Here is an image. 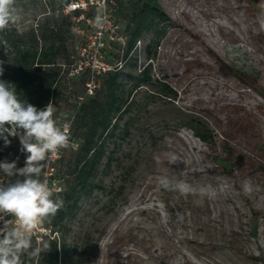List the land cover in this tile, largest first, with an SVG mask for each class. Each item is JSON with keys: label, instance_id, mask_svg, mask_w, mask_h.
<instances>
[{"label": "rangeland", "instance_id": "1", "mask_svg": "<svg viewBox=\"0 0 264 264\" xmlns=\"http://www.w3.org/2000/svg\"><path fill=\"white\" fill-rule=\"evenodd\" d=\"M96 1L16 0L19 19L0 32L7 77L16 70L13 47L57 48L54 119L70 130L54 175L70 200L55 196L63 220L56 228L44 225L64 240L60 257L68 264H264V44L252 46L248 31L257 30L247 15L248 7L264 12V6L255 0H157L166 21L143 32L128 51L132 6L148 0ZM76 5L83 7L72 10ZM184 16L194 18L208 43L222 51L230 76L254 83L251 92H224L198 60L196 41L174 24ZM96 60L119 73L126 111L105 138L90 184L81 187L73 175L86 129L79 111L103 95L108 83L109 72L99 74L88 95L84 66ZM80 65L84 69L77 73ZM144 72L151 83L137 88ZM164 83L176 97L163 90ZM198 128L211 133L208 145L196 136ZM20 145L19 137H11L2 161L14 162ZM161 177L173 186L162 187ZM181 183L188 191L175 187ZM22 260L33 264L27 256Z\"/></svg>", "mask_w": 264, "mask_h": 264}, {"label": "trees", "instance_id": "2", "mask_svg": "<svg viewBox=\"0 0 264 264\" xmlns=\"http://www.w3.org/2000/svg\"><path fill=\"white\" fill-rule=\"evenodd\" d=\"M259 2L261 6H264V0H255ZM134 15L133 23L134 29L131 33V39L128 42V51L133 48L136 41L140 38L143 32L149 31L152 28H159V25L166 21V14L161 11L157 0H148V2L139 6L134 4L132 6ZM247 15L255 20V27L257 32L252 33L248 31V37L253 43V47H257V44H264V27L261 25V21H264V12L252 11L250 7L247 8ZM176 26L182 28L189 37L196 41L198 60L202 63V66L211 68L210 72L220 80L219 86L226 93H231L232 91L242 93L251 92L252 87L249 83L250 79L242 76L235 77L230 76L229 66L227 62L223 59L222 51H217L212 44L208 43L207 39L204 38V33L198 27V23L194 18L183 17V21L174 23ZM7 32V31H6ZM12 32H9L8 39L13 40L14 36ZM157 38L163 36L166 33V29H158L156 31ZM16 42V38L14 39ZM13 40V41H14ZM258 41V43H255ZM14 42V45L16 44ZM158 46V42L154 43V48ZM15 72L7 77L6 72H4L3 80L10 82L14 85L17 95L19 98L27 100L29 103L35 105L38 108H44L49 101L53 102L55 105L58 104L59 100V87H58V77L60 74V67L56 66L55 53L57 48L55 44L50 45L47 48H42L40 51L35 47L29 46L22 49V47L15 46ZM151 56L155 55V52H148ZM43 68H49L51 70L44 71ZM108 83L104 86V92L98 94V96L92 97L87 103H84L79 111V117L84 121L86 129L83 133V143L79 149V154L81 158L78 160L76 169L73 173L74 181L77 185L85 187L90 184L93 173L104 154V141L107 136L113 135L115 128H117V123L122 117L123 113L126 111L125 106L119 97L118 90L120 83H118L119 73H108ZM0 78V79H2ZM141 82L137 83V88L141 87L143 84H150L151 78L148 76L147 72L142 73ZM257 85L259 83H256ZM163 90L170 95L176 97V93L167 85H162ZM241 93V94H242ZM216 100L219 99V95H214ZM242 96V95H241ZM255 106L261 109V105L258 102ZM207 111V110H205ZM211 117L220 126L223 125V120L215 109L208 110ZM196 136L198 139L205 144H209V140L212 138L211 133L206 129L198 128L196 129ZM11 141V137H8ZM11 144V143H10ZM10 144L8 146H10ZM5 146L3 139H0V163H2V149ZM17 149L18 146L15 145ZM209 148V147H207ZM15 149V152H16ZM205 150V149H204ZM10 153L9 155H11ZM12 156V155H11ZM13 158V156H12ZM108 166H110L108 164ZM0 177H6L2 172H0ZM8 182L11 178L8 177ZM65 198L66 201L70 200V197L65 193H61L56 196ZM54 200V197L52 198ZM74 202L73 205L76 204ZM63 220V214L61 209L54 216H51L48 220L44 221V224L50 228L58 227L59 223ZM57 232V231H56ZM50 244V250L45 253H41L42 258L39 260V264H68L66 259L60 257V252L65 251L64 240L59 238L58 241L47 240ZM35 244V242L33 241Z\"/></svg>", "mask_w": 264, "mask_h": 264}, {"label": "clouds", "instance_id": "3", "mask_svg": "<svg viewBox=\"0 0 264 264\" xmlns=\"http://www.w3.org/2000/svg\"><path fill=\"white\" fill-rule=\"evenodd\" d=\"M15 4L16 0H0V32L18 21ZM261 25L264 27V21ZM3 63L0 61V77L4 74ZM55 111L51 101L41 109L19 98L14 85L0 79V139L8 146L11 143L8 137H19L22 150L27 154L24 167L17 168L16 162L0 163V172L6 177H23L15 182H0V220L11 217L4 220L0 228V264H24V256L33 264H39L41 253L50 250L47 241L34 244L33 236L62 205V201L52 199V189L41 180L47 161L68 144V129L58 126ZM178 161L173 158L171 162ZM159 183L164 188L173 186L164 177ZM175 187L188 191L182 183ZM105 244L104 240L99 244L101 256L105 253Z\"/></svg>", "mask_w": 264, "mask_h": 264}, {"label": "built area", "instance_id": "4", "mask_svg": "<svg viewBox=\"0 0 264 264\" xmlns=\"http://www.w3.org/2000/svg\"><path fill=\"white\" fill-rule=\"evenodd\" d=\"M99 1L103 2V5H105L106 0H97L96 2L98 3ZM83 7V5H76L74 7ZM75 9V8H74ZM96 65L91 66V65H85L84 68L89 70V81L86 84L87 87V93L88 95H93L94 90L96 88V84H95V80L96 77L101 74V73H106L109 72L110 70L108 69L109 67H107L103 62H99V60L95 61ZM83 65H80L78 69H76V72L79 73L83 71ZM64 127H67L68 129V133L70 130V127L65 125ZM63 127V128H64ZM68 145V144H67ZM65 148H62L59 150V152L55 155V156H51L50 159L47 161L46 166L41 174V180L42 181H46L49 185V187L52 189L53 191V197L59 195L62 193V186L60 184V181L57 180L55 178L54 175V166L56 164V162L60 159L61 157V153ZM26 153L22 150V146H19V149L17 150V152L15 153L14 156V162H16V166L17 168H21L25 166V159H26ZM17 179H23V177H19V176H13L11 177V182H15V180ZM8 178L5 177H1L0 178V182L3 183H8ZM11 217L10 216H5L4 220H10ZM4 220H0V228H3V224H4ZM48 237L50 240H55L57 237V234L53 233L51 230L47 229L44 225V223H42L38 229V231L36 233H34L33 236V240L35 242L37 241H43L44 238ZM58 239V237H57Z\"/></svg>", "mask_w": 264, "mask_h": 264}, {"label": "bare ground", "instance_id": "5", "mask_svg": "<svg viewBox=\"0 0 264 264\" xmlns=\"http://www.w3.org/2000/svg\"><path fill=\"white\" fill-rule=\"evenodd\" d=\"M74 8H75V9H74ZM79 8H81V6H79V7H73L72 10H77V9H79Z\"/></svg>", "mask_w": 264, "mask_h": 264}]
</instances>
